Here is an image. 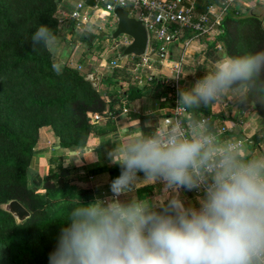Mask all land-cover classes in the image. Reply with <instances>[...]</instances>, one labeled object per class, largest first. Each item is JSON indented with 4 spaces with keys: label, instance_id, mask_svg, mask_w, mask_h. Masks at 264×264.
Instances as JSON below:
<instances>
[{
    "label": "trees",
    "instance_id": "1",
    "mask_svg": "<svg viewBox=\"0 0 264 264\" xmlns=\"http://www.w3.org/2000/svg\"><path fill=\"white\" fill-rule=\"evenodd\" d=\"M199 1L207 5L218 0ZM58 2L0 0V204L16 200L29 212L25 221L15 224L0 209V264H138V250L127 237L120 213L101 208L89 187L75 185L77 181L87 185L86 179L75 167L63 168L60 155L49 157L43 177L34 176L40 178L38 190L27 185L39 129L48 128L60 149L82 150L91 135L114 132V117L153 83L146 81L140 88L123 90L108 77L95 88L76 68L66 65L55 71L47 41L62 30L71 33L76 27L73 21L60 25ZM220 30L214 39L197 41L211 51L219 46L222 57L233 63L228 73L219 72L211 87L215 92L244 88L243 104L254 108L264 135L262 18L249 13V6L242 12L235 8L225 15ZM87 38L92 47L97 35L87 34ZM213 99V94L192 93L190 100L181 104L192 118H198L209 114L207 107ZM93 115L100 120L93 121ZM139 127L143 140L156 139L155 125L140 123ZM257 173L264 178V168H258ZM175 174L181 188L192 185L190 173ZM150 191L149 186L136 189V203L148 198ZM141 217L142 246L149 243L152 264H174L158 238L165 230L164 211L144 209ZM238 220L242 219L237 218L233 227L220 222L212 230L225 261L230 258L227 249L236 251L238 257L243 253Z\"/></svg>",
    "mask_w": 264,
    "mask_h": 264
},
{
    "label": "crops",
    "instance_id": "2",
    "mask_svg": "<svg viewBox=\"0 0 264 264\" xmlns=\"http://www.w3.org/2000/svg\"><path fill=\"white\" fill-rule=\"evenodd\" d=\"M77 3L84 5V0H59L56 14L60 25L68 21L67 15ZM84 8L83 12L90 16L91 22L75 27L71 33L68 29L62 30L59 35L47 41V48L52 55L55 71H60L66 65L76 68L85 75V79L89 75L94 76L96 88L99 81L103 79L99 75V66L103 62H99V59L93 56L92 48L99 41L104 43L114 41L109 39L110 35L104 33L105 23L111 17L102 15L98 18L92 12V8L86 6ZM260 11L264 13V5L249 6V13L252 15L259 16ZM108 24L111 32L114 27L111 22ZM87 34L97 35L91 48ZM114 48L116 47L112 46L109 51ZM177 52L176 47H170L172 59L178 56ZM102 53L107 54L108 51L103 50ZM121 53L116 52L121 58L114 57V60L108 61V66L118 71L122 69V64L131 65L125 73L131 76L130 83L125 84V87H122L123 90L131 86L140 88L146 85L145 78L149 74L152 75L153 83L146 85L147 89L144 93L130 101L124 111L114 117V132L103 136L91 135L82 150L60 149L56 138L52 136L48 128L39 129L34 157L30 165L34 176L46 173L49 157L60 155L63 168L75 167L77 174L85 177V183L89 186L98 206L115 209L120 213L123 224L128 229L127 236L133 238L136 234V246L141 247L140 252L150 255L145 264H152V254L148 242L142 246L143 238L140 233L144 232V227L141 212L144 209L158 208H161L165 215L162 223L165 230L158 238L169 250V256L174 264H181V262L182 264H258L250 256L248 245H259L264 251V178L261 185L253 184L251 187L237 188L236 195L227 198L237 218L242 219L237 222L239 228L237 235L242 242L243 253L238 257L236 251H232L231 248L227 249V255L230 258L225 261L212 236L215 225L220 223L218 216L211 211L209 212L211 217L209 225H202L200 221L199 207L208 203V200L194 196L190 187L181 188L175 174L177 172L169 166L170 162L176 158L168 150L147 144V140H143L140 135V123L143 126L155 125L156 133L162 126V119L170 116L174 100L188 102L192 93L213 94L214 99L207 108L209 113L217 116L223 115L222 105L227 104L228 101L221 96L223 94L220 91L215 92L211 87V81H205L201 85L195 84L194 88L189 87V90H192L189 94L185 91V83L178 81L180 87L175 94L167 85L174 76L168 68L156 64L138 65L139 60L136 57L131 60L130 55L122 56ZM112 61L116 63L117 68L110 66L109 63ZM221 62L227 66L226 69L233 64L226 58H223ZM89 67L93 70L89 71ZM223 72L225 73L224 70ZM136 73H140L138 75L142 80L140 85L134 79ZM186 82L191 83L188 80ZM115 83L119 85V82ZM44 141L46 143H43ZM46 144L51 145L47 147ZM258 145L256 152L258 151L257 154L261 156L259 155L257 159L256 156L250 157L252 153L244 152L241 156L245 162L248 161L252 165L258 164L264 157V141ZM36 163H39L37 167ZM146 186L151 188L150 196L136 203L135 190ZM242 234L248 237V245L241 239ZM217 236L223 241L226 239L218 234ZM178 260L181 262L177 263Z\"/></svg>",
    "mask_w": 264,
    "mask_h": 264
},
{
    "label": "built area",
    "instance_id": "3",
    "mask_svg": "<svg viewBox=\"0 0 264 264\" xmlns=\"http://www.w3.org/2000/svg\"><path fill=\"white\" fill-rule=\"evenodd\" d=\"M254 4L264 5V0H218L207 5L199 0H95L92 12L98 18L109 15L113 27L112 11L116 8L125 10L129 17L140 21L146 31L147 44L144 53L136 57L138 65L156 64L168 68L174 77L171 82L167 81V85L176 94L189 47L203 37L216 38L228 12L235 8L242 12L245 7ZM84 9L83 3H77L68 13V21H73L76 27L90 23V16L83 12ZM102 20L105 21L104 18ZM124 37L121 42H115L114 47H126L130 39ZM170 47L178 49L177 58L172 59ZM131 57L133 60L134 56ZM109 64L117 68L115 62ZM139 74L136 73L134 79L140 85ZM145 79L152 81V75H147ZM222 107V116L209 113L192 118L181 102L174 100L170 116L162 119V126L155 133L156 139H148L147 144L168 150L175 158L187 157L191 162L188 173L193 179L190 189L194 196L208 200L199 207L200 220L214 211L221 223L233 227L237 216L227 204V198L236 195L237 184L251 187L263 183L257 169L264 168V157L254 165L240 159L242 153L255 152L257 146L251 135L243 131V113L236 112L229 103H223ZM92 120L99 121L100 117L93 115ZM240 237L248 245V237L243 234ZM248 247L250 256L258 264H264V251L260 246L253 244Z\"/></svg>",
    "mask_w": 264,
    "mask_h": 264
},
{
    "label": "rangeland",
    "instance_id": "4",
    "mask_svg": "<svg viewBox=\"0 0 264 264\" xmlns=\"http://www.w3.org/2000/svg\"><path fill=\"white\" fill-rule=\"evenodd\" d=\"M261 12L262 11L259 12L260 14L258 17L262 18V27L264 28V13L262 14ZM110 20H111V18H110ZM108 23H109V20H107V22L105 23L106 26L104 25L106 27V28H104V33L107 35H110L112 31L110 32L111 29L108 26L109 25ZM124 38H125L124 36L120 35L114 41H110L108 43H104V42L99 41L95 45V47L92 48L93 49L92 50L93 56L95 55L97 60L99 59L98 60L99 62L100 61L103 62L102 65L99 66L100 67L99 75H101L102 78L111 77V79L114 80L115 82H117V83L119 82V85L121 88L122 87L124 88L125 84L130 83L129 79L131 78V76H128L125 73H126V70H128V68L131 67V65L129 63L127 65L122 64V69L117 71L116 69L112 70L108 66V61L114 60L113 59L114 57H116L117 59L121 58L118 54H116V52L121 53V50L118 49V47L114 48V50H112V51H109V50L112 46H114L115 42H121ZM103 50L108 51V53L103 54L102 53ZM177 55L179 56L178 52H177ZM175 56H176V54H175ZM177 57H175V58H177ZM222 59H223V57H222L221 51H219V50L211 51L210 49L207 48L206 44L201 43V42H195L194 44H192L186 53V58H185V61L183 62V65L181 68L182 69L181 74L179 76V78H180L179 81H181V83H185V85H186L185 91L188 92V94H189V93H191L190 91H192V90H189V87L191 88L195 84L201 85L205 81H208V82L214 81L217 78L219 72H223V70L225 71V73H228L230 68L226 69L227 66H225V64H223L221 62ZM88 70L92 71L93 68L89 67ZM186 80H188L191 83L188 84L186 82ZM178 87H180V85H178ZM109 88H110L109 92H111L113 88L112 87H109ZM182 89H183V87H182ZM220 93L223 94L221 96L224 99H226L228 101V103H230L232 105V107L234 108V110L236 112H239V113H241V111L243 112V115L241 117L244 120L243 131L245 133H247L248 135H251L253 137V139L256 140L257 144H259L260 142H263L264 141V135H263V132L261 130L262 126L260 124V118L257 116L256 111L254 110V108L252 106L243 104L244 96H245V89L244 88H236V89H232V90L221 89ZM233 115L236 116L235 113H233ZM237 115H239V114H237ZM43 143H46V141H44ZM50 145L51 144H46L47 147ZM257 152L256 151L252 152L253 155H251L250 157L256 156V158L258 159V156L260 154H257ZM240 159L243 160V156ZM257 159H255V160H257ZM38 165H39V163L38 164L36 163V167ZM45 174L46 173H43L39 177H43ZM27 185L29 188H34L35 190H38L40 187V178L34 177V172H32V169H29L28 173H27ZM75 185L83 186V187H89L88 185L84 186L83 184H81L78 181ZM93 209L95 210V207ZM122 225H123V228L126 229V231H128L126 225L125 224H122ZM132 235H134V234H132ZM135 235L133 238H130L128 236L127 237L129 238L131 245L138 250V254H137V256H139L138 264H145L147 257H150V255H149V253L140 252L141 247L136 246L137 244L135 243ZM180 262L181 261H179V260L177 261V263H180ZM182 263L183 262H181V264Z\"/></svg>",
    "mask_w": 264,
    "mask_h": 264
},
{
    "label": "water",
    "instance_id": "5",
    "mask_svg": "<svg viewBox=\"0 0 264 264\" xmlns=\"http://www.w3.org/2000/svg\"><path fill=\"white\" fill-rule=\"evenodd\" d=\"M94 3L95 0H84V6L88 8H93ZM112 15L114 17V28L109 39L115 40L120 35L128 37L130 43L123 48L121 55L140 57L144 53L147 44V35L143 24L129 17L127 12L123 9H114ZM86 80H88L93 87L96 86L94 76L89 75ZM169 166L177 173H184L191 169V162L187 157L176 158L170 162ZM0 209L10 215L15 224H19L29 217V212L16 200H9L0 204ZM203 221L209 222L211 221V217L207 215L203 218Z\"/></svg>",
    "mask_w": 264,
    "mask_h": 264
}]
</instances>
